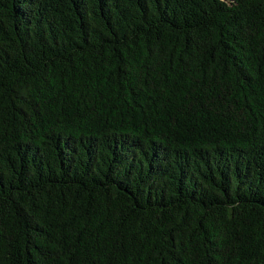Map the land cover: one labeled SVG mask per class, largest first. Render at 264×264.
<instances>
[{"label": "trees", "instance_id": "obj_1", "mask_svg": "<svg viewBox=\"0 0 264 264\" xmlns=\"http://www.w3.org/2000/svg\"><path fill=\"white\" fill-rule=\"evenodd\" d=\"M0 264H264V0H0Z\"/></svg>", "mask_w": 264, "mask_h": 264}]
</instances>
